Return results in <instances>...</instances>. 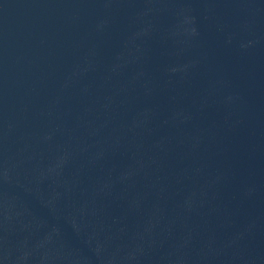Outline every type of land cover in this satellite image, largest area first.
Returning a JSON list of instances; mask_svg holds the SVG:
<instances>
[{"label": "water", "instance_id": "obj_1", "mask_svg": "<svg viewBox=\"0 0 264 264\" xmlns=\"http://www.w3.org/2000/svg\"><path fill=\"white\" fill-rule=\"evenodd\" d=\"M0 264H264V0H0Z\"/></svg>", "mask_w": 264, "mask_h": 264}]
</instances>
